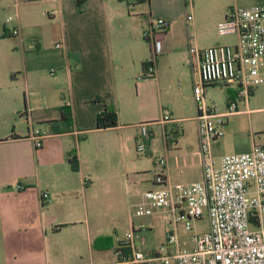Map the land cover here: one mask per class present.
Masks as SVG:
<instances>
[{"label":"crops","instance_id":"crops-1","mask_svg":"<svg viewBox=\"0 0 264 264\" xmlns=\"http://www.w3.org/2000/svg\"><path fill=\"white\" fill-rule=\"evenodd\" d=\"M259 3L264 0H189L183 5L179 0L176 5L169 0H85L80 6L76 0H1L0 10L8 7L14 14L10 24L9 16L0 20L3 35L14 38L23 61L8 62L6 73H0V264H115L114 248L122 235L117 227H130L139 238L140 231L151 234L160 228L162 239L142 248L163 243L166 231L174 228L170 213L136 216L131 210L153 188L148 172L157 155L166 156L162 171L168 183L203 178L193 118L197 57L189 48L221 43L216 25L229 6ZM153 17L169 21L155 38V54L144 36ZM207 17L213 18L212 32L204 25ZM149 61L153 76L143 77ZM257 87L241 109L251 111ZM96 96L115 110V126L95 128V117L104 109V102L91 100ZM63 107L71 115L70 129L56 132L53 123L60 121ZM163 109L175 122H159ZM242 113L228 116L226 123ZM30 121L49 133L39 147L27 136ZM141 122L152 123L145 152L136 150ZM171 127L175 138L166 145L164 131ZM88 140L99 168L92 167L89 150L84 151ZM191 169L197 175L185 178ZM45 191L48 201L42 202ZM130 197L136 200L129 211ZM181 227H176L178 235Z\"/></svg>","mask_w":264,"mask_h":264},{"label":"built area","instance_id":"built-area-1","mask_svg":"<svg viewBox=\"0 0 264 264\" xmlns=\"http://www.w3.org/2000/svg\"><path fill=\"white\" fill-rule=\"evenodd\" d=\"M191 20L192 15L187 14ZM10 18V17H8ZM7 18V20H8ZM169 21L156 18L144 33L156 53L155 38L165 32ZM220 36L235 37L232 43H216L198 48L191 45L189 52L197 57L192 96L195 103L194 120L201 155V181L170 184L162 167L164 154L155 157L160 166L152 177L153 188L144 192V200L136 205L138 215L155 211L169 212L172 230H167L162 244L145 250L135 230L127 231L114 248L115 264H264V141L252 142L249 150L222 155L216 161L211 144L224 135V125L230 115L247 112L240 109L254 89L264 82V3L251 6H229L216 25ZM10 29L11 35L17 33ZM190 41L192 36L189 37ZM60 43H56L59 46ZM142 76H153V61ZM215 83L227 86L225 111L220 112L206 98V87ZM161 123H172L170 112L162 110ZM151 122H141L140 140L136 150L145 152L152 140ZM27 136L39 147L48 136L44 129L30 121ZM174 127L165 129L166 145L175 138ZM87 180V179H85ZM20 189L21 185H17ZM42 202L48 193H41ZM207 218V229L199 232L193 222ZM189 233L190 248H182L177 225Z\"/></svg>","mask_w":264,"mask_h":264},{"label":"rangeland","instance_id":"rangeland-1","mask_svg":"<svg viewBox=\"0 0 264 264\" xmlns=\"http://www.w3.org/2000/svg\"><path fill=\"white\" fill-rule=\"evenodd\" d=\"M123 1L125 2L126 0H123ZM169 1L171 4H175V5L177 4V0H169ZM179 1L181 5H183V1L189 2V0H179ZM187 12L190 13L189 7H187L186 13ZM144 14L147 15L148 11H144ZM8 16L13 19V16H14L13 11L12 10L9 11L8 7H2V9L0 10V20ZM10 18H8V21H9L8 24L12 22ZM156 18L157 17H153V22H155ZM212 20H213L212 17H207L204 21V25L210 29V32H212V28H213L212 23H211ZM217 35L220 37L221 43H227V42L232 41V36H220L219 34ZM20 50H21L20 47L17 45L13 37H6L5 34L3 35V31L0 26V73L1 74L6 73V69H3V68L6 67L5 65L8 62L14 61L16 65H20L22 63L23 57H22ZM14 74L16 75L17 71H14ZM206 89H207L206 91L207 100L209 102H212L215 105V107L218 109V111L220 112L225 111L226 109L225 100H226L227 93H228L227 86L223 83H215L212 85H208ZM239 108H240V105H239ZM249 108H251V111L249 112L230 117L228 120L229 122L225 124L224 135L216 139L217 141L215 140V145L211 149V152H212L213 158L216 161H218L219 158L224 154L238 153V152H244V151L249 150L252 138L255 139L256 143H261L264 140V82L258 85L254 93V96L251 97ZM194 114H195V107H194L193 115ZM189 125L191 127L190 131L193 132L192 130L194 127V122H192L191 124L189 123ZM90 140L86 142L87 144H85L86 146L84 148V151L88 152L89 150L90 164L92 165L94 169H96V168H99L97 167V165L98 163H100V161L95 158V154L92 151L90 152L93 146ZM101 162L104 163L103 160ZM148 166L150 165L147 164L145 167H148ZM159 168L160 166L156 165L154 168H152L148 172L149 175L153 177V175L158 170H160ZM191 170L192 171H190V173L188 174L186 173L184 175L185 178H189V177L194 178L197 175V170H193V169ZM184 180H185L184 182H191L194 179L193 180L184 179ZM135 200L136 198H131V197L128 199L129 211L131 210L130 204L135 202ZM131 211H133V213L136 216L138 215L135 208L132 209ZM135 225H139V223L135 222ZM193 226L196 229V231H199V232L205 231L207 229V218L205 214L203 215L202 219L194 221ZM130 230H131L130 227L127 229L117 227V232H118L117 234L119 235L122 234L118 238L123 236L126 233V231H130ZM179 231H180L179 237H180L182 248H187V249L190 248L191 243L188 240L189 233L185 231L182 227L180 228ZM112 234L115 235V233L113 232ZM140 234L142 237H140L139 240H140V244L143 246L144 245L148 246V244L150 243L159 242V240L162 239L161 229L156 228V227L154 228V232H152L151 234L146 232V230L140 231ZM146 238H147V242L145 241ZM158 246H155L154 248ZM150 249H153V248H150ZM24 264H29V263L26 262ZM149 264H162V263L156 261V262H151ZM169 264H174V263L171 261Z\"/></svg>","mask_w":264,"mask_h":264},{"label":"trees","instance_id":"trees-1","mask_svg":"<svg viewBox=\"0 0 264 264\" xmlns=\"http://www.w3.org/2000/svg\"><path fill=\"white\" fill-rule=\"evenodd\" d=\"M85 0H76L78 6H80ZM150 64L149 62H145L143 64V72L146 71V65ZM145 77V76H143ZM228 91V90H227ZM92 101L100 100L104 102V109L99 112L95 117V128L96 129H106L109 127H113L117 124V114L115 110L105 103V101L101 97H94L91 99ZM70 112L66 107L62 108L61 117L59 122H54L53 125H58L57 127H53L56 132H64L70 129ZM72 166L75 167V160H72Z\"/></svg>","mask_w":264,"mask_h":264}]
</instances>
